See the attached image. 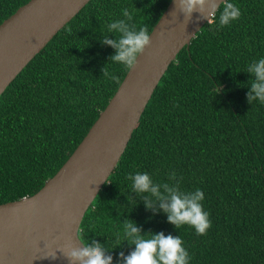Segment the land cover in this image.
<instances>
[{
	"label": "trees",
	"instance_id": "16d2710c",
	"mask_svg": "<svg viewBox=\"0 0 264 264\" xmlns=\"http://www.w3.org/2000/svg\"><path fill=\"white\" fill-rule=\"evenodd\" d=\"M27 1L0 0V23ZM170 1L89 0L10 82L0 95V203L37 192L117 90L128 70L109 61L116 50L101 43L116 38L108 24L128 8L130 23L150 33ZM230 2L241 16L218 27V10L179 51L82 218L79 238L103 244L113 264L135 248L116 246L126 218L145 238L178 235L189 264H264V104L248 103L246 72L264 58V0ZM104 66L119 83L102 76ZM136 172H147L161 193L178 180L183 192L202 190L207 233L169 223L155 197L132 191Z\"/></svg>",
	"mask_w": 264,
	"mask_h": 264
},
{
	"label": "water",
	"instance_id": "95a60500",
	"mask_svg": "<svg viewBox=\"0 0 264 264\" xmlns=\"http://www.w3.org/2000/svg\"><path fill=\"white\" fill-rule=\"evenodd\" d=\"M88 1L28 0L0 23V95ZM199 17L193 13L186 19L171 0L150 31L151 45L58 171L34 194L0 203V264H79L64 251L83 246L78 230L87 208L125 150L162 75L208 22Z\"/></svg>",
	"mask_w": 264,
	"mask_h": 264
},
{
	"label": "clouds",
	"instance_id": "9594fccd",
	"mask_svg": "<svg viewBox=\"0 0 264 264\" xmlns=\"http://www.w3.org/2000/svg\"><path fill=\"white\" fill-rule=\"evenodd\" d=\"M174 3L186 19L190 20L193 13H200L199 18H206L208 24L215 21L216 13L220 10L218 27L228 26L241 16L240 8L230 0H219V3L217 0H174ZM121 11L124 18L107 26V32L114 33L116 38L111 39L109 35H103L101 43L111 45L116 50L109 57V61L122 64L126 70H131L137 65L138 57L144 53L152 41L146 27H140L137 30L136 25L130 23L133 21L132 11L128 8H123ZM246 72L251 79L250 90L247 93L248 103L252 104L258 100L264 104V58L250 63ZM102 76L119 83V77L109 73L105 66ZM172 176L175 177V172ZM128 179L132 182V191L137 194L149 193L156 198L159 208L167 214V221L176 229L187 224L195 229L197 235H205L212 226L209 213L203 209L201 203L204 200V193L199 188L193 192H183L178 180L174 186L164 184V192L161 193L160 185L154 184L147 172H136L134 175H129ZM144 202L146 208H153L151 199L146 197ZM122 226V239L121 234L117 233L116 246L127 241L128 245H135V248L128 255L121 251L117 264H189V253L178 235L150 232L151 237L145 238L144 232L136 226V223L127 218L122 222ZM80 241L83 244L82 247L68 246L67 251H64L70 262L113 264L112 255L105 254V247L99 241H93L90 244L81 239Z\"/></svg>",
	"mask_w": 264,
	"mask_h": 264
}]
</instances>
